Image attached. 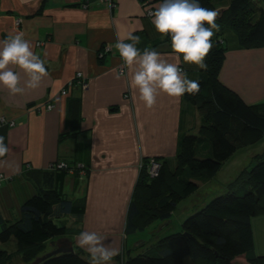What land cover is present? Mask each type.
I'll list each match as a JSON object with an SVG mask.
<instances>
[{"label":"crops","instance_id":"obj_1","mask_svg":"<svg viewBox=\"0 0 264 264\" xmlns=\"http://www.w3.org/2000/svg\"><path fill=\"white\" fill-rule=\"evenodd\" d=\"M114 2L110 7L105 0H0V40L23 33L48 72L38 88L26 89L23 95L12 96L0 85V135L9 149L0 158L7 162L0 166V216L14 218L23 200L38 191V180L45 182L41 173L32 177L33 170H45L61 160L82 163L86 173L70 171L63 180L56 174L47 183L86 203L81 231L69 237L79 247L76 240L81 232H96L106 237L105 244L121 252L136 239L126 234V217L144 159L174 160L179 137L197 129L200 114L182 97L162 92L153 108L147 109L130 87V69H125L124 77L115 78L123 62L114 44L117 37L125 39L129 33L140 36L137 48L141 52L159 49L162 60L176 61L168 43L154 46L165 37L156 32L144 3ZM161 3L152 4L157 8ZM106 43L112 50L101 56ZM247 50H236L238 58L224 64L220 77L243 97L252 91L254 101H260L264 99V62H248L243 58ZM179 66L188 79L199 74V68L183 62L182 56ZM10 67L19 73L23 86L27 76L18 67ZM77 72L83 73L86 87L73 83ZM48 104L55 106L45 110ZM69 106L80 121L72 123ZM72 125L78 128L72 130ZM253 225L254 233L262 231L260 249L264 216L256 217Z\"/></svg>","mask_w":264,"mask_h":264},{"label":"trees","instance_id":"obj_2","mask_svg":"<svg viewBox=\"0 0 264 264\" xmlns=\"http://www.w3.org/2000/svg\"><path fill=\"white\" fill-rule=\"evenodd\" d=\"M140 1L148 16L156 9L153 1L163 2ZM199 3L219 13L216 23L220 26L204 61L207 70L199 69L193 79L199 82L200 92L182 96L184 102L197 109L200 123L197 129L191 128L179 137L174 160L156 157L161 163L157 175L148 173L150 160L144 159L129 202L125 231L133 237L156 220H162L164 228L169 227L173 212L184 201L192 200L191 214L180 230L167 234L160 227L150 241L124 247L110 264H264V254H260L264 252L256 248L253 225L256 217L264 216V152L254 155L251 169L244 166L228 182L226 193L195 202L199 192L211 184L241 147L264 139V100H246L220 77L228 51L264 47V0ZM164 41L172 50L168 36L154 46ZM111 50L106 43L100 55ZM68 113L72 123L80 121L70 106ZM75 128L72 125L71 129ZM61 163L65 165L59 167ZM79 164L61 160L45 170L30 172L32 177L41 173L45 182L38 180V191L23 200L14 218L0 216V264H89V253L80 247L71 251L56 249L58 239H70L69 235L81 231L85 201L66 196L61 187L47 185L56 174L63 180L70 171L79 170ZM82 169L85 173L88 170L85 164ZM67 217L74 223H68Z\"/></svg>","mask_w":264,"mask_h":264},{"label":"clouds","instance_id":"obj_3","mask_svg":"<svg viewBox=\"0 0 264 264\" xmlns=\"http://www.w3.org/2000/svg\"><path fill=\"white\" fill-rule=\"evenodd\" d=\"M151 15V23L160 38L170 37L175 63L162 60L155 49L145 48L141 52L137 48L141 38L132 33L125 38L130 42L117 37L114 44L123 62L115 78L125 76L124 68L130 69V87L138 92L139 101L147 109L153 108L161 92L176 99L185 93L191 95L200 92L199 82L188 79L180 68V58L182 56L183 62L207 70L204 61L213 47L212 37L220 31V26L216 23L219 13L202 7L199 0H163ZM10 66L18 67L27 76L23 86L19 73ZM47 75L44 60L33 53L23 33L0 40V85L10 95H23L26 89L38 88ZM8 151L5 137L0 135V158L5 157ZM5 163L7 162L0 159V166ZM105 240L106 237L96 232L83 231L76 243L89 253V264H110L119 255V250L105 244Z\"/></svg>","mask_w":264,"mask_h":264},{"label":"rangeland","instance_id":"obj_4","mask_svg":"<svg viewBox=\"0 0 264 264\" xmlns=\"http://www.w3.org/2000/svg\"><path fill=\"white\" fill-rule=\"evenodd\" d=\"M234 53L235 51L227 52L226 58L224 59L223 67L225 63H229L230 61H233L236 58H238V54L237 53L234 54ZM245 55L246 57H243V58L248 59V62L251 59H256L260 61L263 60L264 62V59H263L264 58V48L263 47L248 49L247 51H245ZM251 92L252 91L245 92L246 96H244V98L246 99L248 96L247 98L248 101L256 100L251 95ZM262 152H264V139L259 141L256 144L241 147L230 159L227 160V162L223 165L222 169L220 170L218 175L215 177V179L211 182V184L207 185L199 192V196L195 200V202L199 203L206 198L210 200L216 195L226 193L228 191V187H227L228 182L231 181L243 169L244 166H247V169H251L252 166L255 164L254 155L256 153H262ZM147 171H148V167H147ZM191 201L192 200H188L186 202L184 201L182 202V204L178 205L177 209L172 214V223L169 227L164 228V226L162 225L164 224V222H161L162 220H156L146 229L137 232L138 234H135L133 237L135 238V236L136 237L138 236L137 238L138 241L135 240L134 243L130 241L129 245L130 244H132L130 246L138 245L141 243L142 240L150 241L152 239V235L155 232V230H158L160 227L164 228L162 232L164 233L167 232V234L170 232L180 230L184 219L187 218L189 214H191L190 209L192 206H189L191 204ZM186 205H188V207H186ZM67 219H68V223H74V221H72L71 218L69 219L67 217ZM57 223L60 224L61 222L57 221ZM257 227L258 226H256V229ZM262 236L263 235H262L261 230L258 231V233H255V242H256V248L258 252L262 251L260 250L261 248H264V244H263L261 248L259 249ZM130 239H132V237ZM260 254H264V253L260 252Z\"/></svg>","mask_w":264,"mask_h":264},{"label":"built area","instance_id":"obj_5","mask_svg":"<svg viewBox=\"0 0 264 264\" xmlns=\"http://www.w3.org/2000/svg\"><path fill=\"white\" fill-rule=\"evenodd\" d=\"M105 1L108 3V5H109L110 7H113V6L115 5L114 0H105ZM149 13L151 14L152 11H150ZM20 22H21V20L18 19V20H17V25H19ZM121 68H122V66L120 67V70H121ZM125 69H126V68L123 69L124 72H125ZM74 79H75V80L73 81V83H74V82H77V83L81 84V86H85V87L87 86V80H86V78L84 77V75H83L82 72H77L76 75H75V77H74ZM62 92H63V94H65L67 91H66V90H63ZM54 106H55L54 104H48V105H45L44 109H45V110L52 109ZM149 160H150V161H149V163L147 164L148 172H149V174H150L151 176H155V175L158 174V172H159V170H160V168H161V163H160L157 159H155V158H152V159H149ZM63 165H65V164H64V163L58 164L59 167H60V166H63ZM76 167L80 168V170H81V168L83 167V164H79V165L76 166ZM71 170H73V168H71ZM84 170H85V169H84ZM84 170L82 169V171H84Z\"/></svg>","mask_w":264,"mask_h":264},{"label":"water","instance_id":"obj_6","mask_svg":"<svg viewBox=\"0 0 264 264\" xmlns=\"http://www.w3.org/2000/svg\"><path fill=\"white\" fill-rule=\"evenodd\" d=\"M73 247V242L68 237H61L56 242L57 251H71L73 250Z\"/></svg>","mask_w":264,"mask_h":264}]
</instances>
